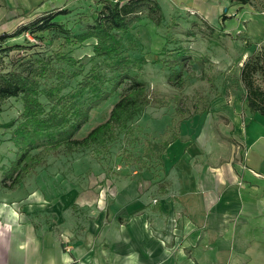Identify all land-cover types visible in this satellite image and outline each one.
<instances>
[{"label":"rangeland","instance_id":"1","mask_svg":"<svg viewBox=\"0 0 264 264\" xmlns=\"http://www.w3.org/2000/svg\"><path fill=\"white\" fill-rule=\"evenodd\" d=\"M107 1L112 5L126 2ZM142 1V21L134 25L122 43L127 50L136 41L127 54L134 60L147 59L146 64H141L144 71L139 80L154 102L129 128L117 131L114 140L74 154L62 150L50 153L24 176L19 186L7 189L2 179L16 158L11 133L22 122L23 103L15 98L4 102L0 114V264H29L32 256L47 264L35 254L36 238L48 247L50 256H56L57 250L63 255L64 260L58 264H118L113 257L121 255L124 249L114 253V227L125 226L129 220L119 216L122 209L117 210L123 205L122 196L127 195L128 201L129 195L133 197L128 205L133 207L130 216L148 212L174 215L179 196L172 184L183 172L226 165L235 166L240 187H249L240 170H248L247 165L252 166L249 162L261 164L264 154H259L248 136L249 132L258 133L257 137L264 135V117L252 114L248 108L241 69L264 48V0H249L245 6L209 0L208 15L192 10L183 0ZM153 1L159 3L163 15L159 26L147 19ZM102 2L88 0L72 14L60 17L58 21L67 34L49 30L6 40L4 48H0V85L13 76L35 75L41 90L62 81L67 85L64 94H75L93 66L107 79L117 77L109 62L94 57L95 42L75 48L65 44L67 37L84 33L94 25ZM16 44L20 46L14 47ZM56 53L73 57L79 64L71 65ZM181 56L190 60L176 62ZM202 59L209 60V64L201 67L198 62ZM81 65L82 76L71 80L70 75ZM41 70H45L44 75H39ZM180 72L181 79L170 80ZM130 73L137 75L135 70ZM51 74L53 77L48 79ZM255 79L264 89V79L259 75ZM106 86L109 88V84ZM127 89L128 85L123 84L108 101L94 109L89 123L76 138L83 139L104 123ZM92 97V93L84 92L75 99L88 105ZM41 101L47 110L51 107L43 95ZM175 138L176 148L170 151L171 157L168 148L160 159L143 158L146 141ZM260 176L258 179L263 178ZM258 182L261 189L257 197L264 200V181ZM86 194L93 195L96 203L81 205L79 199ZM249 221L256 224L254 233L239 236L240 248L244 250L235 253V264H264V215L259 221ZM28 232L34 238L33 247L27 245L29 237L26 241L17 239L19 234ZM250 242L253 244L249 245ZM51 246L54 251H50ZM171 250L163 253L165 261L169 252L174 260ZM186 255L192 257L191 251Z\"/></svg>","mask_w":264,"mask_h":264},{"label":"trees","instance_id":"2","mask_svg":"<svg viewBox=\"0 0 264 264\" xmlns=\"http://www.w3.org/2000/svg\"><path fill=\"white\" fill-rule=\"evenodd\" d=\"M100 1L106 3L102 2L103 8L94 25L84 33L67 37L65 44L75 48L89 41L95 42L94 57L109 62V68L117 74V77L107 79L97 67L93 66L78 84L79 89L75 94H64L67 85L62 81H58L57 84L52 83L41 90V83L35 75L24 78L13 76L0 85V114L3 111L4 102L8 99H21L23 103L22 122L11 133V141L17 148V153L9 171L2 179V185L5 188L14 189L19 186L24 176L33 172L50 153L62 150L68 154H74L114 140L117 131L129 128L144 109L154 102L148 96L145 84L139 80V75L144 71L142 65L148 62L147 59L141 57L134 60L127 54L136 44L133 39L131 40L133 45L127 50L123 49L122 43V39L129 34L134 25L142 21L140 7L143 1L126 0L124 4L117 2L115 5H112L111 1ZM227 1L241 6L249 4V0ZM75 10L65 9L46 13L15 34L0 36V48H4L3 43L6 40L27 33L39 34L53 30L67 34L68 31H65L58 20L60 17L72 14ZM149 13L147 19L159 26L163 15L158 2L153 1V5L149 7ZM17 46L20 45H14V47ZM57 55L71 65L79 64V61L73 57L61 53H56L55 56ZM188 60H190L188 57L181 56L176 62ZM198 64L204 67L209 64V60L202 59ZM80 68L70 75L71 80L82 76V65ZM131 70L137 71V75H132ZM44 73L45 70H41L39 75ZM257 75L264 79V48L261 52L253 54L241 69V80L246 90L248 108L252 114L264 117V89L257 85L255 79ZM52 77L51 74L47 78ZM181 77L182 72L175 74L170 80H179ZM125 83L128 85L127 92L113 106L109 118L92 129L83 139H77V134L89 123L91 112L108 101ZM106 84H109V88ZM84 92L93 94L92 101L88 105H82L75 99L77 95L82 96ZM42 95L51 106L48 110L41 101ZM160 107L165 106L160 105ZM8 127L12 128L13 125ZM176 141V138L162 142L146 141L143 158L146 160L162 158L170 145ZM36 151L39 152L34 154Z\"/></svg>","mask_w":264,"mask_h":264},{"label":"crops","instance_id":"3","mask_svg":"<svg viewBox=\"0 0 264 264\" xmlns=\"http://www.w3.org/2000/svg\"><path fill=\"white\" fill-rule=\"evenodd\" d=\"M86 1L88 0H0V36L15 34L32 23V17L37 19L53 11L75 10ZM183 1L192 10L196 9L208 15L206 9L209 8L207 4L209 0ZM23 35L8 40H17ZM256 134L258 133L249 132L248 137L261 155L264 154V135L257 137ZM174 143L168 149L170 157V151L176 148ZM249 164L252 166L247 165L248 170H240L243 178L248 179L246 184H250L249 187L247 186L249 189L245 187L246 184L245 188L239 186L233 165L214 169L203 167L198 172L196 170L183 172L172 184L174 193L179 196V203L173 211L174 215L173 213L169 216L156 215L148 212L144 215L130 216L133 207L128 205L133 197L129 195L131 199L128 201L127 195L122 196L120 200L123 201V205L117 210L122 209L119 211V216L128 217L129 220L125 226L121 227L120 224L119 227H114V232L117 231L114 253L121 249L124 251H121V255L115 254L113 262L118 264H195L196 262L197 264H235V253L244 250L240 248L239 236L254 233L256 224L252 225L249 220L256 222L264 215V200L257 197L261 189L258 181H264V157H261V164L256 163L257 166L252 162ZM258 175L263 178L258 179ZM137 196L143 199V196L138 194ZM164 197H168V194ZM79 203L86 206L96 203V199L93 195L86 194L79 199ZM117 210L113 211L117 212ZM28 234H19L17 239L26 241L29 237L27 245L33 247L31 240L34 238L31 232ZM36 242L37 238L35 254L45 263L48 264L50 261L49 264H58L64 260L58 250L55 252L56 256H50L48 247ZM161 243L168 246L163 247ZM251 244L253 242L249 243ZM52 247L50 251H54ZM167 249H172L171 252L175 255L174 260L169 257L172 254L169 252L168 261H165L166 257L163 253L167 252ZM187 251H191L193 258L186 255ZM225 254H227L226 260H224ZM176 259L178 260L175 261ZM29 264H41V261L37 259V256H32V262Z\"/></svg>","mask_w":264,"mask_h":264}]
</instances>
